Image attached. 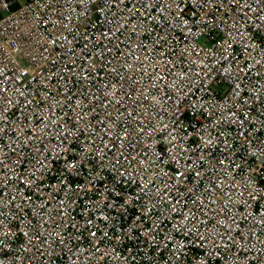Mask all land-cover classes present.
I'll return each mask as SVG.
<instances>
[{"label": "built area", "instance_id": "built-area-1", "mask_svg": "<svg viewBox=\"0 0 264 264\" xmlns=\"http://www.w3.org/2000/svg\"><path fill=\"white\" fill-rule=\"evenodd\" d=\"M0 264H264V0H0Z\"/></svg>", "mask_w": 264, "mask_h": 264}]
</instances>
